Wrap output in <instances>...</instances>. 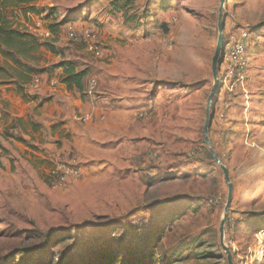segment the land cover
<instances>
[{
	"label": "rangeland",
	"instance_id": "rangeland-1",
	"mask_svg": "<svg viewBox=\"0 0 264 264\" xmlns=\"http://www.w3.org/2000/svg\"><path fill=\"white\" fill-rule=\"evenodd\" d=\"M111 1L37 0L40 9L55 10L46 20L9 10L12 28L36 39V50L19 55L32 75L60 82L62 61L87 69L82 101L92 107L77 113L72 133L46 135L34 118L25 122L23 136L2 133L11 140L0 138L6 150H0V264L47 258L42 242L50 233L67 237L53 243L50 253L57 258L116 237L136 258L151 247L156 264H169L172 256L173 264H227L219 227L228 187L203 136L220 0H134L127 23L112 12ZM222 12L224 40L240 30L249 36L242 81L219 82L209 109L207 136L232 185L224 245L232 264H264L248 252L264 245V231L247 243L227 227L229 218L264 212V0H225ZM86 29L101 57L84 48ZM11 74L0 75V86L15 85ZM142 78L161 81L147 96L157 105L151 113L134 107L140 98L132 91L135 79ZM92 79L96 87L90 90ZM148 85L141 90L149 91ZM28 86L26 98L35 101ZM0 98L9 103L1 90ZM57 165L78 175L53 183L49 173ZM160 228L157 249L134 238L133 230L150 238ZM263 245L255 254H264ZM42 246L34 256L29 252Z\"/></svg>",
	"mask_w": 264,
	"mask_h": 264
},
{
	"label": "trees",
	"instance_id": "trees-1",
	"mask_svg": "<svg viewBox=\"0 0 264 264\" xmlns=\"http://www.w3.org/2000/svg\"><path fill=\"white\" fill-rule=\"evenodd\" d=\"M36 1L37 0H0V58H3V64L0 63V75L11 72V78L18 92L25 99L30 97L26 93L27 86L32 81L33 77L39 75H32L34 71L19 58V55L28 57L31 51L37 49V44L34 36L12 28L8 19V13L10 14L9 10L11 9H18L19 12L25 16H29V14L39 17L44 16L43 18L45 20L55 17L54 9H40L35 6ZM133 5L134 0H112L110 2L112 12L121 14L126 23L131 18L129 12L133 8ZM65 23H67V20L57 23V25L54 26V30L58 28V25L62 26ZM58 67L62 68L60 83L68 90H76L81 98H83V96H85L84 80L88 78L87 69L78 70L70 61H62L58 64ZM26 96L28 97L26 98ZM0 150L4 153L6 152V150L1 149V146ZM251 228L254 231L262 229L255 225H252ZM163 231L164 228H160L157 230L156 234H153V236L150 235L151 237L149 238V236H142L138 230H133L135 233L134 238L138 240V244L152 241L150 246H153L155 249L159 246L158 242H156V238L160 237ZM60 236V233L45 235L42 243L43 246L49 248L48 257L35 259L30 264H156L154 261V251H150L151 247H145L148 252L144 257L136 258L133 253L126 249L125 241L117 239L116 237L108 238L106 245L103 247H96L93 244H89L88 246L84 245L77 256L71 255L70 253L69 255L61 253L60 258H57L56 255L50 252L55 240L58 243L67 239V237L58 239ZM43 246L30 250L29 252L34 256L36 253L40 252ZM54 259H57V262L54 263ZM75 260H77L76 263ZM174 261H177V258L173 256L170 257L171 263L169 262V264H173Z\"/></svg>",
	"mask_w": 264,
	"mask_h": 264
},
{
	"label": "crops",
	"instance_id": "crops-1",
	"mask_svg": "<svg viewBox=\"0 0 264 264\" xmlns=\"http://www.w3.org/2000/svg\"><path fill=\"white\" fill-rule=\"evenodd\" d=\"M35 6L38 8H43L39 7L36 3ZM40 79L41 85L38 87V89L33 92L30 91L32 98L36 96L35 101H30L29 99L23 98V96L18 92L15 85L0 86L2 95L7 96L9 100V103L6 100L0 102V138L2 140H11L9 137H4L2 135L4 131L8 133L7 135L16 134L19 132L23 136V126L25 122H28V120L32 121V118L38 119V122L42 123L45 126L44 128L47 131V133L45 132L46 135L54 133V136L56 137L57 133H62L65 135L67 133L75 132V130L77 129V123L75 121L77 113L82 111L86 112L88 107H92V105H89L87 102L82 101L83 98H81L80 94L76 90H68L62 83L58 82L56 78L51 76H40ZM135 81L136 84L134 90L132 91L135 92L136 96H140L141 99L136 97L134 107L136 109H140V111L147 110L148 113H151V108H153L154 106V108H157V105H154V101L148 100L147 96L150 95L149 93L153 91V88L161 84V81L144 78L140 80L135 79ZM148 83V86H151L150 90L146 92L144 91V93V89L141 90L143 88L142 86H147ZM124 95H130V93L128 94L124 92ZM1 100L2 99L0 98V101ZM92 103L93 101L90 100V104ZM128 106L130 105H128V103L126 102L123 103L122 108L127 110L129 109ZM34 110L35 114H32ZM50 126L53 129L52 132ZM34 128L43 131L41 125L40 127H37L35 125ZM45 140L49 141L50 137L45 138ZM231 211L233 212L232 209ZM263 219L264 212L249 214L242 213L240 219L232 220L231 218H229L227 227L229 228V230H232L233 228H236V230L238 229V233H240L242 237L246 236V239L248 241L247 243H251V239L253 237L255 238L260 230L264 231V221H262ZM259 224H263L262 229H260L259 231L252 230V225L259 226ZM262 245L259 244V246H257L253 244L252 250H250V248L248 250L249 254H253V257L259 256L257 262H260V260L264 258V254L262 252H257L255 254L254 248H256V246L257 248H260Z\"/></svg>",
	"mask_w": 264,
	"mask_h": 264
},
{
	"label": "built area",
	"instance_id": "built-area-1",
	"mask_svg": "<svg viewBox=\"0 0 264 264\" xmlns=\"http://www.w3.org/2000/svg\"><path fill=\"white\" fill-rule=\"evenodd\" d=\"M84 35V48L87 52L95 57L102 56V50L95 40V36L91 29H86ZM249 36L244 30L239 33H232L227 40H224V45L219 53V65L217 67L218 83L233 85L234 82H241L244 77L249 63L248 58ZM234 81V82H233ZM41 85L40 76L33 77L29 83L30 91H35ZM96 87V81H90V90ZM68 175H78L77 169H68L65 165H57L53 167L49 173L50 181L57 184L66 182Z\"/></svg>",
	"mask_w": 264,
	"mask_h": 264
},
{
	"label": "water",
	"instance_id": "water-1",
	"mask_svg": "<svg viewBox=\"0 0 264 264\" xmlns=\"http://www.w3.org/2000/svg\"><path fill=\"white\" fill-rule=\"evenodd\" d=\"M225 0H220L219 2V10H218V24H217V30H218V39L217 43L215 46V51L211 60V73H212V78L214 81L213 87L211 89L210 95L208 96L207 103H206V110H205V121H204V126H203V136H204V142L208 147V150L213 157L215 163L218 165V167L221 169L224 177V181L228 187V196H227V201L224 207V214H223V219L220 222V227H219V239H220V245L222 249L226 253L227 257V264H232V255L230 250L224 245V225L226 221V215L229 210L230 204H231V199H232V185L229 180V174L228 170L226 167H224L221 164V161L219 157L216 155V153L213 151L212 146L210 144V141L208 139L207 133H208V127L210 124V115H209V109H210V104L212 102V99L215 95L218 93V79H217V67L219 65V53L221 51V48L224 45V35H223V30H224V17H223V7H224Z\"/></svg>",
	"mask_w": 264,
	"mask_h": 264
}]
</instances>
